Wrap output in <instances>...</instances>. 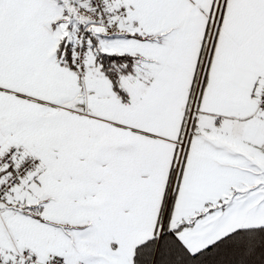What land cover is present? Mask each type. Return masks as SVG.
Instances as JSON below:
<instances>
[{
    "label": "snow or ice",
    "instance_id": "obj_1",
    "mask_svg": "<svg viewBox=\"0 0 264 264\" xmlns=\"http://www.w3.org/2000/svg\"><path fill=\"white\" fill-rule=\"evenodd\" d=\"M0 264H264V0H0Z\"/></svg>",
    "mask_w": 264,
    "mask_h": 264
}]
</instances>
